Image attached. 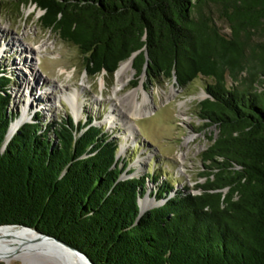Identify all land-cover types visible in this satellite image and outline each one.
Returning <instances> with one entry per match:
<instances>
[{
	"label": "trees",
	"instance_id": "trees-1",
	"mask_svg": "<svg viewBox=\"0 0 264 264\" xmlns=\"http://www.w3.org/2000/svg\"><path fill=\"white\" fill-rule=\"evenodd\" d=\"M34 4L42 27L80 50L90 76L113 75L136 54L137 77L181 88L211 79L198 112L218 134L202 153L198 193L170 197L164 181L155 193L164 204L141 214L147 183L161 175L122 179L129 161L92 118L46 124L37 115L8 141L18 114L0 72V226L36 229L95 264H264V0Z\"/></svg>",
	"mask_w": 264,
	"mask_h": 264
},
{
	"label": "rangeland",
	"instance_id": "rangeland-1",
	"mask_svg": "<svg viewBox=\"0 0 264 264\" xmlns=\"http://www.w3.org/2000/svg\"><path fill=\"white\" fill-rule=\"evenodd\" d=\"M20 1L0 0V72H6L12 80L10 109L18 114L10 126L8 139L37 115L46 124L59 123L66 116H72L75 123H86L92 118L93 125L119 141L117 157L127 158V171H132L124 174V178L144 176L148 171L161 175L157 183H147L146 195L140 199V202L147 200V209L142 213L157 202H165L155 196L164 181L173 186L170 197L186 188L198 193L194 187L204 182L201 174L206 172L202 153L210 146L211 137L218 134L215 126H206L198 112L199 103L208 97L206 85L213 81L199 76L181 88L175 79H155L147 74L137 77L134 60L123 76V84L117 83L116 73L109 75L104 71L90 76L80 50L42 27L40 17L44 11L34 0L22 4L15 12L14 7ZM219 25L223 32L229 33L225 23ZM145 94L148 97L145 112L130 119L127 126L125 117L130 115L126 111L134 110V106L126 97L132 95L139 103ZM70 102L77 106L75 112ZM111 116H117V120L110 122ZM18 122L20 126L14 130ZM128 127L133 129L134 137H130ZM9 264L57 263L32 253Z\"/></svg>",
	"mask_w": 264,
	"mask_h": 264
},
{
	"label": "bare ground",
	"instance_id": "bare-ground-1",
	"mask_svg": "<svg viewBox=\"0 0 264 264\" xmlns=\"http://www.w3.org/2000/svg\"><path fill=\"white\" fill-rule=\"evenodd\" d=\"M13 43L15 44L16 42H13ZM130 68H131V62L121 64V66L119 67V69L117 70L116 75H115L116 81L118 84L124 83L123 76L127 73V70ZM131 96L132 95H129L126 97V101H128V100L131 101L132 106H134V110L126 111L130 115V116L126 115V117H125V119H126L125 124L127 126L129 124L130 119L143 115V113L146 110L144 105L146 104L147 98H148L147 94H145L142 102L138 103V100H136L135 97L132 98ZM74 97H75V95H74ZM123 102H124V99H123ZM70 103H71V106L75 112V110L77 109V106H75L73 104V102H70ZM108 120H110V122H113V121L117 120V116H111L110 118H108ZM19 122H22V119L19 120ZM19 122L16 123V125H14V130L20 126ZM128 129L130 131V137L131 136L134 137L135 134H134L133 129L130 127H128ZM146 204H147V200H145L144 202H140L142 212H143V209L146 208L145 207ZM150 208H152V207H150ZM35 237L36 236L34 234H32L31 232L25 231V230L0 229V238H4L3 240H1L0 244L6 246V248H10V247H13L15 245H18V243H20L26 239H35ZM32 253H37V255L40 254V256H42L43 258L50 259L57 264H81L79 261L76 260V258L70 252L64 251L61 247L55 246V245L47 244L46 247H42L41 249L35 248V249H32L28 252H23L21 254V256L23 255L25 258H27L28 256L32 255ZM9 258H12V256H10Z\"/></svg>",
	"mask_w": 264,
	"mask_h": 264
},
{
	"label": "water",
	"instance_id": "water-1",
	"mask_svg": "<svg viewBox=\"0 0 264 264\" xmlns=\"http://www.w3.org/2000/svg\"><path fill=\"white\" fill-rule=\"evenodd\" d=\"M135 56H136V54H134L128 60V62H132L134 60ZM175 81H176V79H175ZM17 131L18 130L15 131V134L17 133ZM8 134H9V132H8ZM10 139H8V141ZM122 179L125 180L128 178H124V176H123ZM139 204H140V202H139ZM162 204H164V202ZM162 204L161 203L158 204V202H157V205L154 207L160 206ZM140 207H141V205H140ZM140 213L143 214L142 211ZM0 229L25 230V231L31 232L32 234H34L36 236L35 239H26V240L18 243V245H15V246L10 247V248H6V246L0 244V262H4L5 264H9V262L11 260L19 258L23 252H28V251L35 249V248L41 249L42 247H46L47 244L59 246L64 251L70 252L76 258V260L79 261L81 264H95L86 254L82 253L78 249H75V248L69 246L68 244L60 241L59 239H56V238L51 237L49 235H45L43 233H40L36 229L29 228L26 226H17V225L0 226ZM3 239L4 238H0V242ZM10 256H12V258H9Z\"/></svg>",
	"mask_w": 264,
	"mask_h": 264
}]
</instances>
